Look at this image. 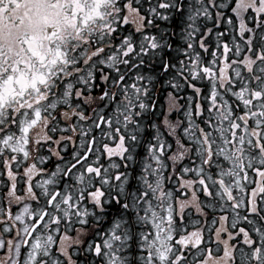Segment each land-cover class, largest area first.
<instances>
[{"label":"snow or ice","instance_id":"obj_1","mask_svg":"<svg viewBox=\"0 0 264 264\" xmlns=\"http://www.w3.org/2000/svg\"><path fill=\"white\" fill-rule=\"evenodd\" d=\"M0 181V264H264V0H0Z\"/></svg>","mask_w":264,"mask_h":264},{"label":"rangeland","instance_id":"obj_2","mask_svg":"<svg viewBox=\"0 0 264 264\" xmlns=\"http://www.w3.org/2000/svg\"><path fill=\"white\" fill-rule=\"evenodd\" d=\"M130 29H131V25L125 26V28H124L125 31H128ZM177 42H178L177 43L178 45L181 43L180 36H179V39L177 38ZM164 79H167V77H162L160 79V81L156 84V88L153 90V99L156 100V102H157L156 103V109L154 112H152V114L149 118L151 120V122H153V123H159L157 120V117L160 115V113H161V115H163V112H164V109L162 107V102L159 100V98L162 97V100L165 101V99H164L165 92L163 91V89L166 85L163 84ZM191 91H192L191 89H182L179 91L180 93H182V99H181L182 102L180 103L181 105H184L183 102H186V100L184 98H186L191 93ZM166 102H167V99H166ZM166 104L168 106V103H166ZM177 111L180 115V118L184 119L183 111L182 110H177ZM145 124H146L145 132L142 135L141 143L139 145H137V147L135 149V159L133 161L127 162L129 165L127 171H128L130 176L131 175L139 176L141 174V169L143 167V164L146 161V157L148 156V153L146 151L147 145H148L149 141L151 140V136L155 135V130H153L151 127L147 126V121L145 122ZM161 133H162V136H164V133L162 132V130H161ZM60 135H71V133H59V132L56 133L57 138ZM60 149H61L62 154L63 153H70L73 150V144L71 141H69L67 143V145H60ZM47 153H48V145L45 144L43 146V148L41 149V154L46 155ZM114 159H116L117 162H119V158H114ZM55 163H56V158L51 157L50 162L49 161L44 162V166L48 167V168H52V167H54ZM186 166L192 167V163H190ZM121 170L122 171L124 170L123 167L121 168ZM192 176L194 178H196L194 174ZM132 183L135 184V181L133 180ZM3 187H4L3 182L0 181V190H3ZM166 187L168 189H172L174 191V189L171 186L166 185ZM174 194H175V191H174ZM186 219L188 221V227L190 230L191 227L193 226L192 222L196 221V219L187 215V214H186ZM205 232L209 233L211 231L209 228H207L205 230ZM94 235H95V233H94ZM208 243H209V238H207L205 240V244L207 245ZM0 251H2V250H0ZM3 251H5V250H3ZM3 258H5V257H3Z\"/></svg>","mask_w":264,"mask_h":264},{"label":"trees","instance_id":"obj_3","mask_svg":"<svg viewBox=\"0 0 264 264\" xmlns=\"http://www.w3.org/2000/svg\"><path fill=\"white\" fill-rule=\"evenodd\" d=\"M177 23L179 24V21H177ZM181 27H182V25H181ZM175 32H176V35L172 36L171 38L174 41L177 42V38L179 39V36H180V27L175 28ZM170 90H171L170 88H168L167 86H165L164 89H163V91L165 92V94H164L165 101L162 100V97L159 98V100L162 102V107L164 109V112L163 113L167 112L168 118L172 122H175L177 120H183L182 118H180V115H179V113H178L177 110L174 109L173 111L168 112L169 105L167 106L166 99H167V93ZM178 95L182 99V93L178 92ZM181 102H182V100H180V103ZM183 104L186 105V102H183ZM157 120L161 124V130L164 133V137H166L167 136V129L163 128V126H162V122L164 120V116L161 115V113H160V115L157 117ZM168 141H169V143H172L173 144V150H174L175 149V142H174V140H172V139L169 138ZM169 155H171V153H169ZM190 163H191L190 160H186V161H184L183 163H181L179 165V168H181L185 164H190ZM170 172H171V169L170 168L169 169H166V173H170ZM185 178L195 179L192 175L191 176H188V177H185ZM179 179H180L179 176H174V177H172V179L166 180V185L167 186H171L174 189V191H175V195H178L180 198H189L190 199L191 198V194H192V190L191 189H187V190L181 189L180 188V185L177 183V181ZM198 194L201 196V199H203V194L202 193H198ZM186 214L189 215V216H191V217H193V218H195L196 221H199V224L201 226H203L205 224V222H207V224L209 225V227H207V228H209L211 232L206 233L205 230L207 228L204 229L205 240L207 238H209V234L211 233L212 246L215 247L214 227L211 226V222H212V219H213V215H209L207 218L202 217V216H197V214L195 213V210L194 209H192L191 212H187ZM241 224H242V222H241ZM72 234L74 235V232ZM93 236H94V233H91L87 237V239L90 240V239L93 238ZM233 242H235V241H233ZM3 257H4V251L2 250V251H0V258H3ZM97 264H99V261H97Z\"/></svg>","mask_w":264,"mask_h":264},{"label":"flooded vegetation","instance_id":"obj_4","mask_svg":"<svg viewBox=\"0 0 264 264\" xmlns=\"http://www.w3.org/2000/svg\"><path fill=\"white\" fill-rule=\"evenodd\" d=\"M23 185H21V187H22Z\"/></svg>","mask_w":264,"mask_h":264}]
</instances>
